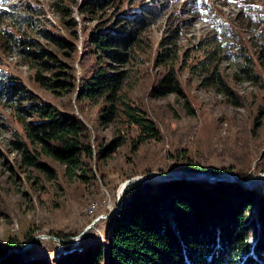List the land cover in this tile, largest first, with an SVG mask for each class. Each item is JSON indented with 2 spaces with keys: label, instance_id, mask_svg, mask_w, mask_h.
Here are the masks:
<instances>
[{
  "label": "rangeland",
  "instance_id": "1",
  "mask_svg": "<svg viewBox=\"0 0 264 264\" xmlns=\"http://www.w3.org/2000/svg\"><path fill=\"white\" fill-rule=\"evenodd\" d=\"M81 1L0 0V36L5 35L0 39V246L22 245L10 248L11 253L29 245L19 254L50 263L65 252L57 239L70 240L71 248L102 239L105 218L72 242L95 217L114 208L127 180L187 170V162L201 164L202 172L210 174L249 175L241 180L264 173L259 171L264 168V70L257 58L264 47V0H118L119 14L141 6L152 11L135 59L108 68L128 71L122 98L155 127L156 137L141 142L145 133L128 124L120 111L109 122L102 119L108 101L80 98L81 80L96 67L94 50L85 40L91 31L110 26L114 14L110 7L99 17H82ZM60 5L77 21L76 37L62 24ZM213 39L224 52L213 66L228 95L205 82V71H192L205 51L214 52V45H205ZM165 50L174 51V59L162 61L159 55ZM109 62L103 59L102 65ZM245 64L252 79L241 77ZM58 71L70 73L75 86L41 84L64 79L54 75ZM168 73L177 90L160 95L158 85ZM37 75L47 79L37 80ZM11 83L16 93L10 92ZM44 106L78 118L87 129L93 155L83 159L85 171L76 170L83 178L67 179L63 165L26 138L23 120H41L38 110ZM22 147L50 172L22 163ZM261 180L252 187L264 190Z\"/></svg>",
  "mask_w": 264,
  "mask_h": 264
},
{
  "label": "trees",
  "instance_id": "2",
  "mask_svg": "<svg viewBox=\"0 0 264 264\" xmlns=\"http://www.w3.org/2000/svg\"><path fill=\"white\" fill-rule=\"evenodd\" d=\"M121 4L118 0L81 1L78 12L82 17L86 14L99 17L100 12L110 7L114 8V14L110 26L91 31L85 40L94 50L96 67L81 80L79 95L92 102L97 99L108 101L102 119L109 122L120 111L128 124L145 133L140 135L141 142L156 137L155 127L140 114L139 109L123 99L122 82L128 71H111L108 68L124 67L135 59L141 33L152 11L141 6L122 14L116 13ZM58 10L62 12V24L66 29H72L76 37L77 21L70 17L71 11L61 5ZM3 37L5 35L0 39ZM205 45H214V52L205 51L204 60L193 66L192 71H205V82L228 95L231 92L218 72V66H213L219 53L224 54L223 49L215 39ZM71 47L75 49V46ZM175 55L174 51L165 50L159 56L164 61L166 58L174 59ZM257 58L264 70V47L257 51ZM103 59L111 62L102 65ZM244 59L251 63L248 58ZM249 64L239 69L242 79L253 78ZM54 75L65 78L41 84H51L58 89L75 86L74 77L72 83L68 80L70 73L58 71ZM36 79L42 81L47 78L37 75ZM173 83V76L168 73L156 92L163 95L176 91L177 86ZM9 87L11 93H16L13 83ZM38 112L42 114L41 120L22 122L29 143L41 154L62 164L67 179L83 178V175L76 174V170L81 168L85 157L93 155L87 129L78 118L63 115L49 106L39 107ZM22 149V163L50 172L26 147ZM99 150L104 152L102 148ZM183 168L191 172L205 170L201 164L191 162L185 163ZM259 171H264V168ZM236 174L242 179L249 177L248 174ZM103 220L105 226L101 240L74 248L70 244H62L65 252L52 263L44 258L26 259L17 252L8 253L10 248H22L21 244L9 242L7 247L0 246V264H264V190L261 187L185 179L135 184L128 188L121 204Z\"/></svg>",
  "mask_w": 264,
  "mask_h": 264
},
{
  "label": "water",
  "instance_id": "3",
  "mask_svg": "<svg viewBox=\"0 0 264 264\" xmlns=\"http://www.w3.org/2000/svg\"><path fill=\"white\" fill-rule=\"evenodd\" d=\"M199 174H201V172H191L188 170H177V171H173V172H168V173H161V172H152L150 174H147L145 176L139 177V178H132L130 180H127L123 190L121 192L120 195L117 196L116 199V206H114L113 209L110 210V212L107 215H98L97 217H95L85 228L84 230L81 232V234H79L76 238L77 241L84 235V233L89 230L90 228H92V226L99 221L102 218H108L113 211L116 209L117 206H119L121 204L122 198L124 197L127 189L129 187H131L134 184H141V183H145V182H156V181H164V180H169V179H186V180H200V181H206V182H215V181H228V182H237L240 185L244 186V187H249V188H253L252 187V182L258 178H264V173H260L255 175L254 177H252L249 180H241L239 177H237L235 174H233L232 172H222L219 174H210L209 172H205L204 174H206L205 176H200ZM59 242L63 243V244H67L70 243L71 241H65V240H60L57 239ZM73 242V241H72ZM29 246V245H28ZM28 246L24 247L23 250L21 251H15L17 253H21L22 251H24Z\"/></svg>",
  "mask_w": 264,
  "mask_h": 264
},
{
  "label": "bare ground",
  "instance_id": "4",
  "mask_svg": "<svg viewBox=\"0 0 264 264\" xmlns=\"http://www.w3.org/2000/svg\"><path fill=\"white\" fill-rule=\"evenodd\" d=\"M205 172H201V174H199L200 176H205L206 177V174H204ZM261 180V177L260 178H258V179H256V180H254L253 182H252V184L253 183H257V182H259ZM125 185V184H124ZM124 185H122L121 186V188L120 189H122L123 190V187H124ZM121 193H119V195H120ZM46 237V236H45ZM47 238V237H46ZM77 241V239L76 240H73V242H76ZM68 244V243H67Z\"/></svg>",
  "mask_w": 264,
  "mask_h": 264
}]
</instances>
